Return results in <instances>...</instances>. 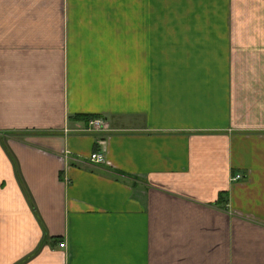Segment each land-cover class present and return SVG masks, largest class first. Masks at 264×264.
<instances>
[{
	"label": "crops",
	"instance_id": "obj_1",
	"mask_svg": "<svg viewBox=\"0 0 264 264\" xmlns=\"http://www.w3.org/2000/svg\"><path fill=\"white\" fill-rule=\"evenodd\" d=\"M0 264H264V0H0Z\"/></svg>",
	"mask_w": 264,
	"mask_h": 264
},
{
	"label": "built area",
	"instance_id": "obj_2",
	"mask_svg": "<svg viewBox=\"0 0 264 264\" xmlns=\"http://www.w3.org/2000/svg\"><path fill=\"white\" fill-rule=\"evenodd\" d=\"M106 129V123L104 120L95 119L90 121L89 123V132L96 131V132H103ZM91 161L98 165H103L106 163V157L103 154L95 153L91 157ZM244 180V176L238 175L232 179L233 182H240ZM61 249H66V244L60 245Z\"/></svg>",
	"mask_w": 264,
	"mask_h": 264
},
{
	"label": "trees",
	"instance_id": "obj_3",
	"mask_svg": "<svg viewBox=\"0 0 264 264\" xmlns=\"http://www.w3.org/2000/svg\"><path fill=\"white\" fill-rule=\"evenodd\" d=\"M86 121L90 122V121H91V119H88V120H86Z\"/></svg>",
	"mask_w": 264,
	"mask_h": 264
}]
</instances>
